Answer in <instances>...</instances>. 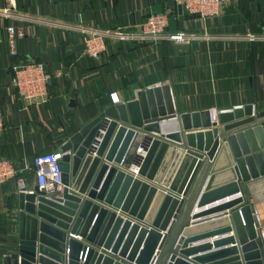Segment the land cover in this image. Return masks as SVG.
Returning a JSON list of instances; mask_svg holds the SVG:
<instances>
[{"label": "water", "instance_id": "95a60500", "mask_svg": "<svg viewBox=\"0 0 264 264\" xmlns=\"http://www.w3.org/2000/svg\"><path fill=\"white\" fill-rule=\"evenodd\" d=\"M215 118L179 112L165 83L103 108L61 146L62 191L18 194L5 264H264V198L251 199L264 182V110ZM170 121L181 132L163 133ZM183 138L188 148L173 144Z\"/></svg>", "mask_w": 264, "mask_h": 264}, {"label": "crops", "instance_id": "0c3cea01", "mask_svg": "<svg viewBox=\"0 0 264 264\" xmlns=\"http://www.w3.org/2000/svg\"><path fill=\"white\" fill-rule=\"evenodd\" d=\"M4 6L5 1L0 0V12ZM149 12H167V31L183 32L188 39L178 43L168 38H116L117 28L132 29ZM7 25L24 31L13 58L5 40ZM92 36H101L105 44L98 58L83 53L86 39ZM35 60L52 75L50 99L27 104L9 85L10 67ZM163 83L171 86L179 112L217 113L249 103L254 112L264 110V0H233L210 18L188 16L183 10L179 13L174 0H16L8 16L0 14V110L5 124L0 157H8L18 167L27 166L38 153L60 150L70 135L114 104L109 93L116 94L118 104L140 89ZM70 100L74 106L69 105ZM168 123L162 132H181L179 125L167 127ZM221 132L219 124L218 134ZM173 144L188 148L184 138ZM202 153L204 166L207 156ZM131 168L137 174V168ZM26 176L33 189L34 174L26 171ZM18 194L15 180L0 185V264H5L6 254L17 246ZM252 194V200L264 198V182L253 185ZM204 241L190 243L188 248ZM227 246L232 245L221 248Z\"/></svg>", "mask_w": 264, "mask_h": 264}, {"label": "built area", "instance_id": "2783aa9c", "mask_svg": "<svg viewBox=\"0 0 264 264\" xmlns=\"http://www.w3.org/2000/svg\"><path fill=\"white\" fill-rule=\"evenodd\" d=\"M5 6L0 14L8 16L16 7V0H4ZM176 4L182 5V10L188 16H196L201 18H210L218 14L224 6H229L233 0H174ZM169 21L168 13L149 12L143 23L132 29L117 28L114 35L120 41H133L136 39L143 40H160L171 39L178 43H182L188 37L182 33L168 32ZM24 36V31L13 25L6 26V42L9 55L11 58L17 56L18 39ZM105 49V44L101 36H92L86 39L84 44V54L93 58H98ZM11 78L10 87L14 89L18 99L27 104L42 103L50 99V90L48 87L52 80V75L47 73L43 64L37 60L13 63L10 67ZM137 92V91H136ZM135 92V93H136ZM109 97L115 104L117 97L115 93H109ZM240 107V106H238ZM231 110V109H230ZM228 111V110H219ZM210 118L216 120V111H209ZM176 127L178 123L176 122ZM5 124H3L0 110V134L3 133ZM137 153L144 156L142 149L139 147ZM63 152L54 150L52 152L38 153L32 158L27 166L18 167L17 164L8 157H0V185L6 184L8 181L15 180L19 193H31L33 189L27 184L26 171L34 174V186L36 185L41 191L48 195H55L62 191L61 175L62 171L59 161Z\"/></svg>", "mask_w": 264, "mask_h": 264}, {"label": "bare ground", "instance_id": "6f19581e", "mask_svg": "<svg viewBox=\"0 0 264 264\" xmlns=\"http://www.w3.org/2000/svg\"><path fill=\"white\" fill-rule=\"evenodd\" d=\"M175 124H176V122H175V121H173V122H171V123H168L166 126L168 127V126H171V125H172V126L174 127V126H175ZM170 130H171V129H170ZM174 131H175V130H174ZM163 133H164V132H163ZM132 167H133V166H132Z\"/></svg>", "mask_w": 264, "mask_h": 264}]
</instances>
